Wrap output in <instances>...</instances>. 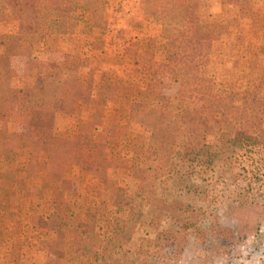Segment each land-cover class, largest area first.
I'll return each instance as SVG.
<instances>
[{
  "label": "rangeland",
  "instance_id": "374dc122",
  "mask_svg": "<svg viewBox=\"0 0 264 264\" xmlns=\"http://www.w3.org/2000/svg\"><path fill=\"white\" fill-rule=\"evenodd\" d=\"M25 1L0 0V55L11 41L31 53L14 66L10 92L0 88L15 127L7 138L0 122V264H264V154L226 141L235 135L230 122L264 130V0H103L97 18L91 0H39L48 33H35ZM196 23L216 26L207 61L191 75L230 96L220 125L199 122L192 77L177 80L169 68L197 60L171 53L165 29ZM66 56L77 58L89 95L78 114L52 113L43 128L42 116L21 107L42 105L34 88L41 69L57 65L70 75ZM146 92L167 96L177 119L189 110L191 124L170 134L136 119L132 104ZM30 129L56 134L52 160L22 144ZM193 136L209 146L194 153L211 152L210 164L185 156ZM101 145L113 162L105 172L87 156L88 146ZM154 165L157 174L136 179L134 167ZM177 223L186 234L181 254L153 242Z\"/></svg>",
  "mask_w": 264,
  "mask_h": 264
},
{
  "label": "trees",
  "instance_id": "16d2710c",
  "mask_svg": "<svg viewBox=\"0 0 264 264\" xmlns=\"http://www.w3.org/2000/svg\"><path fill=\"white\" fill-rule=\"evenodd\" d=\"M90 2V0H88ZM92 4H95L92 9V14L94 17H98L101 13L103 0H91ZM39 0H27L24 3L25 9L27 11L30 20L32 21V28L35 30V33H48L51 30V26L46 22L45 17L43 16L44 10L47 8L38 7L37 5ZM171 11V8L169 9ZM167 14V13H166ZM214 25L212 24H185L172 27H167L165 29V38L167 39L168 50L175 55H182L185 57H192L197 60L195 66L181 65L178 64L177 71L171 69L172 64L170 65V71L178 73L177 80H181L183 76L192 77V71L196 70L197 73L200 67L207 61L209 48L211 42L217 38L214 33ZM14 40V37H9ZM8 38V40H9ZM15 41V40H14ZM6 47V52L0 55V88L6 87L8 91L10 90L9 84L13 75V68L17 64H24L29 61L31 56L30 50L25 48L22 52L14 46L13 41L8 45L4 42ZM152 58V55L150 56ZM138 63V61H136ZM63 64L67 65L70 70V75L65 76L61 67L57 65H52L46 68L41 69L36 77L34 88L43 92L44 101L39 108H32L31 104L26 100L25 104L21 108H24L32 115H40L43 117L39 121L40 126L47 128L50 124L52 118V113H63L65 115H75L78 114L81 110L83 101L86 95H89L90 85L85 84L79 76V65L77 58L66 56L63 60ZM149 71L145 73V76H149ZM177 77V75H176ZM192 90L189 97V100L201 102V114L199 116V122L208 125L211 122L217 124L225 123L228 121V116L230 110L233 108L232 100H229V95L224 94H215L212 87V80L207 77H201L199 74L195 77H192ZM195 80V82H194ZM203 90H209L206 93ZM10 92V91H9ZM16 94V93H15ZM16 96V95H14ZM13 96V97H14ZM170 100L167 96L163 95H148L145 93V97L142 101L135 102L132 104V115L138 119L142 120L145 123H148L150 126L156 125V123H161L164 125L165 130L171 134L174 129H180V125L184 124L189 126L192 121L193 114L189 111H183L180 119L173 117L168 112V107L170 105ZM12 106V101L4 100L0 97V122L5 126L3 128L4 133L7 135V138H11L14 135L15 127L6 120V111ZM34 111L33 113L31 111ZM181 123V124H180ZM230 126L234 128V137L231 139H226V141L231 142L233 145L241 148H254L258 152L264 154V130L255 129V123L252 121H240L236 124L233 122L229 123ZM49 128H52L50 126ZM35 130H31L28 134L24 136L23 145L28 146L32 149V154H37L40 152H45L47 158L52 160L55 153H57L59 146L57 141L56 134H52L48 138H42L33 134ZM82 131L87 132L90 136L95 137L97 130L94 131H85L83 128ZM178 131V130H175ZM90 132V133H89ZM174 133V132H173ZM206 146L203 139L199 136L189 137L186 140L185 145V156L189 159L193 158L194 160H199L205 164H210L212 162V153H209V156L205 159H198L200 155L194 153L197 149H202ZM88 159L92 160L97 167L98 172H105L109 167L113 165V162L108 158V154L104 151L103 146L100 148L96 146L87 148ZM134 173L136 174V179L140 182L138 175L143 176V180H147L152 172L157 174L155 165L151 168H142L139 166L134 167ZM146 184V183H145ZM152 187V185H150ZM143 186H139V189L143 190ZM185 227L187 221H182ZM178 228L175 231H168L166 233L161 232L157 235L156 239L153 241L157 244L171 246L174 248V251L177 254L183 252L185 246L184 233L185 227L180 226L177 223ZM201 233V229H195L192 234L196 236ZM201 236V235H200Z\"/></svg>",
  "mask_w": 264,
  "mask_h": 264
},
{
  "label": "crops",
  "instance_id": "0c3cea01",
  "mask_svg": "<svg viewBox=\"0 0 264 264\" xmlns=\"http://www.w3.org/2000/svg\"><path fill=\"white\" fill-rule=\"evenodd\" d=\"M12 87V86H11ZM13 88V87H12Z\"/></svg>",
  "mask_w": 264,
  "mask_h": 264
}]
</instances>
